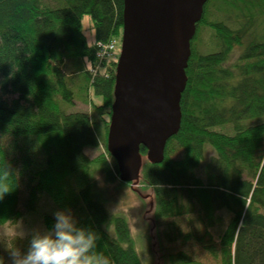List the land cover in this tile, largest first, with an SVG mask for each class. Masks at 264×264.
Returning a JSON list of instances; mask_svg holds the SVG:
<instances>
[{"label": "trees", "instance_id": "trees-1", "mask_svg": "<svg viewBox=\"0 0 264 264\" xmlns=\"http://www.w3.org/2000/svg\"><path fill=\"white\" fill-rule=\"evenodd\" d=\"M124 7V0H0V226L21 220L22 193L27 213L46 194L75 219L67 230L22 242L24 264L51 250L58 264H144L128 221L107 209L110 186L130 184L108 150L119 58L101 61L97 53L100 44L122 42ZM73 61L102 100L84 99L96 117L67 110L76 106L64 69ZM186 76L180 131L163 163L147 161L139 179L154 193L159 222L171 220L165 243L179 249L166 254L160 244L159 258L201 264L182 249L193 242L220 264H264V0H208ZM226 127L232 135L216 131ZM103 145L104 155H86ZM207 147L217 156L201 176ZM222 211L229 220L216 238ZM53 221L45 220L48 230Z\"/></svg>", "mask_w": 264, "mask_h": 264}, {"label": "water", "instance_id": "water-1", "mask_svg": "<svg viewBox=\"0 0 264 264\" xmlns=\"http://www.w3.org/2000/svg\"><path fill=\"white\" fill-rule=\"evenodd\" d=\"M108 150L124 183L140 179L141 147L162 164L181 128L191 42L208 0H124Z\"/></svg>", "mask_w": 264, "mask_h": 264}, {"label": "rangeland", "instance_id": "rangeland-1", "mask_svg": "<svg viewBox=\"0 0 264 264\" xmlns=\"http://www.w3.org/2000/svg\"><path fill=\"white\" fill-rule=\"evenodd\" d=\"M92 28V21L89 16L83 20V32L86 35L88 42L92 44L95 41L94 32ZM206 37V36H205ZM204 37V39H205ZM208 37V36H207ZM117 45V52L115 57L107 61H114L121 56L122 43L120 39H114ZM76 62H68L64 69L66 74L70 77V87L75 94L76 106L74 108H67L69 112H83L88 113L92 117H96V113L91 108L88 101H84L85 98H90L96 104L102 102L101 98L95 96L92 91H87L88 87L87 79L84 74L78 73V66ZM255 124L248 123V125ZM232 135L231 128L216 129ZM86 155L90 159H96L100 155L106 153V148L101 146L97 149H88L85 151ZM217 155L211 147L205 149V160L202 168L199 171V175L204 176V166L208 164L211 159ZM183 157V151H180L174 156L175 161L181 160ZM143 164L147 160V156L142 157ZM128 186H121L118 183L110 186V201L107 205V209L110 214L123 216L130 226L132 237L135 240V248L142 258L144 264H163L159 258L160 244L163 245L166 254L168 252H176L179 249L177 247L174 251L170 250L164 241L163 229L167 228L171 220L160 221L156 216V204L154 199V193L151 188H145L141 184V181L128 183ZM26 193L21 194L20 210L23 212V217L17 224H6L0 226V254L5 260L6 264H24L23 257L21 255V243L30 239L32 236L40 238L53 236L56 233L67 230L68 225L75 223L73 213L59 208L51 199L49 195H42L36 210L32 213L25 212L23 203L25 201ZM222 218V222L213 229V234L218 238L226 227L229 220L227 212L222 211L218 214ZM48 216L53 218L54 229L48 230L45 225V220ZM180 229L184 233L190 231L189 225L186 221L181 220L178 222ZM180 245V244H179ZM182 249L190 255L194 260L201 264H220L218 260L212 258L203 246L193 242L182 244ZM46 257H38L34 264H58L56 261L59 252L57 250H51ZM63 262V261H62ZM62 264V263H61ZM65 264V262H63Z\"/></svg>", "mask_w": 264, "mask_h": 264}, {"label": "built area", "instance_id": "built-area-1", "mask_svg": "<svg viewBox=\"0 0 264 264\" xmlns=\"http://www.w3.org/2000/svg\"><path fill=\"white\" fill-rule=\"evenodd\" d=\"M117 52V45H116V41L112 40L111 42L107 43V44H100L98 46V53H97V57L101 60V61H107L109 59L114 58L116 55L115 53ZM115 55V56H114ZM114 56V57H113Z\"/></svg>", "mask_w": 264, "mask_h": 264}]
</instances>
